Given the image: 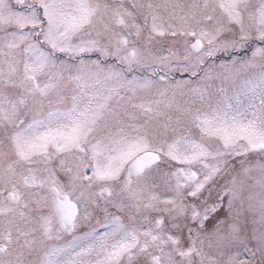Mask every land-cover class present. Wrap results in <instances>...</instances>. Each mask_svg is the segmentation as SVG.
Masks as SVG:
<instances>
[{"label":"snow or ice","instance_id":"1","mask_svg":"<svg viewBox=\"0 0 264 264\" xmlns=\"http://www.w3.org/2000/svg\"><path fill=\"white\" fill-rule=\"evenodd\" d=\"M0 264H264V0H0Z\"/></svg>","mask_w":264,"mask_h":264}]
</instances>
